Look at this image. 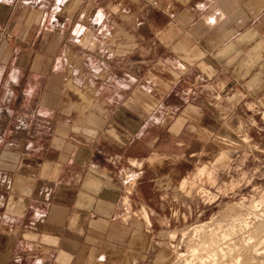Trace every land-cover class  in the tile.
I'll use <instances>...</instances> for the list:
<instances>
[{"label":"crops","instance_id":"1","mask_svg":"<svg viewBox=\"0 0 264 264\" xmlns=\"http://www.w3.org/2000/svg\"><path fill=\"white\" fill-rule=\"evenodd\" d=\"M215 95L264 100V0H0V264L146 262L160 178L147 222L124 173Z\"/></svg>","mask_w":264,"mask_h":264},{"label":"rangeland","instance_id":"2","mask_svg":"<svg viewBox=\"0 0 264 264\" xmlns=\"http://www.w3.org/2000/svg\"><path fill=\"white\" fill-rule=\"evenodd\" d=\"M202 104L206 116L181 134L180 159L134 162L124 173L137 186L142 169L160 178L144 191L158 243L142 264H264V100L231 107L215 95ZM135 191L124 197L125 217L147 221Z\"/></svg>","mask_w":264,"mask_h":264},{"label":"built area","instance_id":"3","mask_svg":"<svg viewBox=\"0 0 264 264\" xmlns=\"http://www.w3.org/2000/svg\"><path fill=\"white\" fill-rule=\"evenodd\" d=\"M133 177V176H132ZM129 178H125V186L127 188V195H132V189H134L136 187L137 184H133L130 179L128 180ZM129 189V191H128ZM125 204V203H124Z\"/></svg>","mask_w":264,"mask_h":264},{"label":"bare ground","instance_id":"4","mask_svg":"<svg viewBox=\"0 0 264 264\" xmlns=\"http://www.w3.org/2000/svg\"><path fill=\"white\" fill-rule=\"evenodd\" d=\"M231 263H233V262H231ZM239 263H240V262H239ZM239 263H238V264H239ZM234 264H235V263H234Z\"/></svg>","mask_w":264,"mask_h":264}]
</instances>
